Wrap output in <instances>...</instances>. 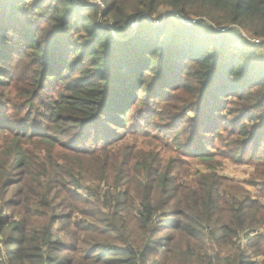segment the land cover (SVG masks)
Here are the masks:
<instances>
[{"label":"trees","instance_id":"trees-1","mask_svg":"<svg viewBox=\"0 0 264 264\" xmlns=\"http://www.w3.org/2000/svg\"><path fill=\"white\" fill-rule=\"evenodd\" d=\"M99 1L0 0V102L25 108L20 125L0 112V264H264L263 204L118 133L162 102L192 127L187 157L213 160L222 128L238 162L264 166V0ZM233 99L236 121L221 118Z\"/></svg>","mask_w":264,"mask_h":264},{"label":"rangeland","instance_id":"rangeland-1","mask_svg":"<svg viewBox=\"0 0 264 264\" xmlns=\"http://www.w3.org/2000/svg\"><path fill=\"white\" fill-rule=\"evenodd\" d=\"M94 1L95 3L100 4L99 0H90ZM165 9L163 8L160 10V15L163 14ZM134 23H132V29H136V20ZM153 23H156L157 20L154 18L152 19ZM226 28V27H224ZM232 29H237L233 27H227ZM238 32L242 33L241 30L237 29ZM244 37H246V34H243ZM249 38V37H248ZM254 39L252 42H257L258 38H250ZM261 50L264 51V44H262ZM141 94L142 91H139ZM184 97L179 95L178 93H173V96L171 97L169 102H176L177 104L178 100H182ZM234 98V97H232ZM16 103L12 104H6L5 102H0V112L3 113V115H9L11 122L13 120H17V125H20V120L23 117L25 113V108L22 109L21 107V101L20 103L18 101H15ZM238 104L236 99H233L231 103L228 105L229 110L222 111L221 118H225L230 121H236V116L239 114L241 109H238ZM240 105V104H239ZM181 107V105H180ZM136 110L132 111V114L128 118V128L123 131V129H120L118 133H122V136L126 133L127 136L124 137V139L121 141L122 146H128L132 154H134L139 159H146L147 163H150L153 159V156L156 154L158 156L157 161L163 162L164 164L168 160H176L177 163L181 166V168H187L188 174H196L197 171H204L206 169H210L215 171L219 176L230 180L231 182L243 187L248 193L247 195L250 197V200H256L259 203L264 205V166H259L261 163L258 162L256 158H252L249 156V154L245 153L244 159L242 162H238L237 159L234 158L232 151L235 150L237 152V146H228V141L230 139H234L237 137V128H235L236 134H230L228 130L224 131V129H219V134H213L212 136H205V139H209L210 147H208V150L211 151L210 153H213V160L203 163L197 158L193 157H187L185 155V150L188 146V144L192 143V137L193 132L191 129L192 127H188L187 124L184 122H181L182 115H179L177 117V120L175 121V124H173L170 121H168L167 117L164 115L165 112L168 111V108L164 106V103L162 102H150L145 105L141 104L135 106ZM171 114H176L178 110L170 109ZM193 115V111L186 112L185 117H189ZM146 119L148 123H142V119ZM158 118L162 119V122L159 121ZM20 119V120H19ZM245 122H248V120L244 119ZM244 120H240L239 124H242ZM243 121V122H242ZM10 122V124H11ZM178 122V123H176ZM244 122V124H245ZM258 122V121H257ZM255 122L253 120L251 123L247 125L248 129H261L259 127V123ZM157 123L159 125L167 126L168 128H172L169 130L168 133H159L156 131ZM146 131L145 135L139 134L140 131ZM253 130V131H254ZM252 131V132H253ZM134 132V133H131ZM172 137H176V139L179 140V145L181 146V150H179V147H176V145L172 142ZM212 144V146H211ZM184 147V149H183ZM249 152V151H248ZM183 164V166L181 165ZM210 165V166H209ZM10 182H15L20 179L19 173H14V175L11 177ZM16 187H10L8 189L7 196L10 197L13 200H16L17 196L15 195ZM61 211H64L63 213H68V210L66 209H59ZM8 212V209H7ZM261 233L264 234V229L262 228ZM243 244V243H242ZM241 247L243 245L240 244ZM216 251V250H215ZM212 252V251H210ZM213 254H217L216 252H213ZM248 254V253H247ZM248 256H251L248 254ZM253 259H256L255 257H252ZM259 260V259H256Z\"/></svg>","mask_w":264,"mask_h":264},{"label":"water","instance_id":"water-1","mask_svg":"<svg viewBox=\"0 0 264 264\" xmlns=\"http://www.w3.org/2000/svg\"><path fill=\"white\" fill-rule=\"evenodd\" d=\"M195 19L192 18H184L181 22H183V24H191L193 22H195Z\"/></svg>","mask_w":264,"mask_h":264},{"label":"built area","instance_id":"built-area-1","mask_svg":"<svg viewBox=\"0 0 264 264\" xmlns=\"http://www.w3.org/2000/svg\"><path fill=\"white\" fill-rule=\"evenodd\" d=\"M184 19V18H183ZM183 19H181V21L183 20ZM192 19H194V18H192ZM196 20V19H195ZM227 28V27H226ZM225 28H221V30H224ZM248 38V37H247ZM249 39V38H248ZM251 40H253L254 41V39H251Z\"/></svg>","mask_w":264,"mask_h":264}]
</instances>
